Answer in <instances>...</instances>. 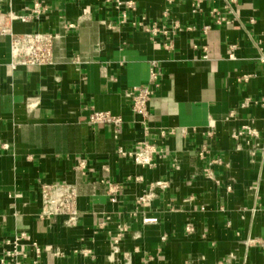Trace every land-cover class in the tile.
Here are the masks:
<instances>
[{
  "label": "crops",
  "instance_id": "0c3cea01",
  "mask_svg": "<svg viewBox=\"0 0 264 264\" xmlns=\"http://www.w3.org/2000/svg\"><path fill=\"white\" fill-rule=\"evenodd\" d=\"M121 2L0 0L1 13L30 18L13 33L59 35L52 65L13 67L0 33V264H15L6 251L20 236L19 264H264V107H242L264 98V0ZM214 10L227 21L217 24ZM140 24L183 31L152 40ZM152 61L162 78L147 134L126 93L151 86ZM92 108L123 118L120 138L89 122ZM246 125L258 140L233 139ZM144 140L157 149L152 165L120 154ZM53 183L78 190L74 227L40 219L41 185Z\"/></svg>",
  "mask_w": 264,
  "mask_h": 264
},
{
  "label": "built area",
  "instance_id": "2783aa9c",
  "mask_svg": "<svg viewBox=\"0 0 264 264\" xmlns=\"http://www.w3.org/2000/svg\"><path fill=\"white\" fill-rule=\"evenodd\" d=\"M105 2H114L119 8L122 5L121 0H104ZM232 4H227V9L229 13H233L231 8ZM29 10V8H26ZM32 12L34 14H39V6L34 5ZM211 15L217 17V24H222L227 21L226 17L221 16V14L214 10ZM30 18L19 15L17 13H1L0 12V33L4 36H9L11 38V54H12V66H27V67H41L52 65L54 61L53 51L54 43L59 37L58 34L48 33V32H33V33H24L16 34L12 32L11 25L17 20L28 21ZM141 28L150 35L152 40L162 34L165 37L175 36L179 32L183 31V27L179 24H175L172 30L166 28H160L157 24H152L147 27H143L140 24ZM69 27H74V25H69ZM210 30V27H204V33H207ZM166 49H173L172 43L165 44ZM205 56L208 58V51L204 49ZM264 62V57L261 58ZM162 78V72L159 69L158 61H152L150 63V85L146 87H137L132 91L126 93V96L131 100L132 112L135 116L140 118L139 123L144 127V130L148 134L150 129L148 127V120L150 116L149 104L152 99L155 97L157 89L160 87V80ZM251 78L250 75L242 76L238 79L239 82H248ZM252 103L260 104L264 107V98L260 101L253 102L251 99H246L242 107L247 108ZM235 113H230L229 117L234 118ZM89 122L93 125H109L116 138H120L124 132V120L121 116L115 115L110 111H99L95 108L91 109L89 115ZM160 136L165 138L169 135L175 134L173 129L166 130L161 129ZM234 140L240 142L247 137L258 140L260 134L255 127L252 125L243 126L240 130L235 131L232 134ZM249 144V141L247 142ZM238 149L241 147L238 145ZM252 153H255L258 150V144L252 145ZM120 154L123 156H129L134 158L136 163L141 165H152L151 159L154 153H157V149L154 145L150 144L148 141H140L138 143L137 150L133 153H126L123 149H120ZM211 154V150L207 145H202L198 151V155L201 159H206L207 156ZM222 164L220 159H213L211 165ZM76 171H78L82 176L86 175L87 165L86 162L81 161L75 166ZM106 169V168H105ZM107 170V169H106ZM210 170H206L208 174ZM167 183H158V185L164 186ZM153 186V185H152ZM41 197H42V210L40 219L43 221L49 220L52 217H66L67 225L74 227L77 223L78 216V197L79 193L77 188L74 185L70 184H42L41 185ZM138 203H146L144 197L138 199ZM144 223L147 225L157 224L156 219L146 218ZM126 232L125 228H120L119 233L116 235L114 243L117 245L120 242V239ZM23 236L14 239L13 242H8V245L11 247L10 250L6 251V257L15 261V264H19L16 258L20 255V252L17 250V246ZM35 252L40 255V248L35 244ZM82 254L88 255L90 251L84 250L81 251Z\"/></svg>",
  "mask_w": 264,
  "mask_h": 264
}]
</instances>
